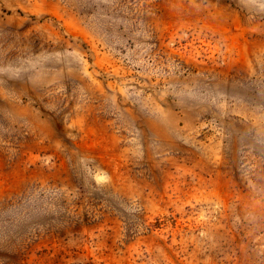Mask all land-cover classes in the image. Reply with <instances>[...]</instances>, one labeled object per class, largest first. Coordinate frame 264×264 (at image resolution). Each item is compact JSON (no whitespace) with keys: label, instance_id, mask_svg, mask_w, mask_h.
I'll list each match as a JSON object with an SVG mask.
<instances>
[{"label":"rangeland","instance_id":"1","mask_svg":"<svg viewBox=\"0 0 264 264\" xmlns=\"http://www.w3.org/2000/svg\"><path fill=\"white\" fill-rule=\"evenodd\" d=\"M0 264H264V0H0Z\"/></svg>","mask_w":264,"mask_h":264}]
</instances>
